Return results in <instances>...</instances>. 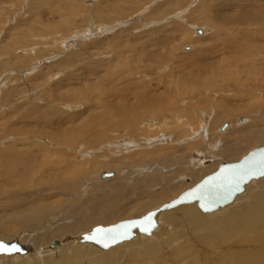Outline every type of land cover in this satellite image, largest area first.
I'll return each instance as SVG.
<instances>
[{
    "label": "rangeland",
    "instance_id": "obj_1",
    "mask_svg": "<svg viewBox=\"0 0 264 264\" xmlns=\"http://www.w3.org/2000/svg\"><path fill=\"white\" fill-rule=\"evenodd\" d=\"M200 29L201 35L197 33ZM187 47L190 49L186 50ZM249 106L258 109L246 113ZM261 113H264V0H0V229L13 227L5 220L9 214L41 215L38 229L17 228L10 239L0 241H18L25 233H31L27 237H36L71 222L54 219L52 225L47 223L64 208L70 207L72 212L93 208L98 201L86 196L88 190L83 196L84 180H90L91 187L96 188L126 176L124 171L117 174L111 169L99 170L110 159L129 151L133 154L163 148L152 147L162 142L168 143L169 151L177 150L178 154L194 140L225 143L227 135L219 133L222 125L228 123L238 128L243 124L238 118L250 122ZM201 135L202 139H198ZM232 138L233 134L229 139ZM128 139L133 147L117 153L114 143ZM142 140L150 142L144 144ZM261 146L264 144H254L243 150L238 159L226 161H239ZM160 153L159 157H165V151ZM218 156L211 158L213 161L209 160L206 167L217 162L220 166L225 157ZM90 157L98 163L88 177L72 176L74 169L69 163ZM133 168L128 171L133 172ZM150 170L133 173L130 180ZM100 171H113L117 175L102 183L96 177ZM188 179L178 183L181 185L177 188L178 195L189 189L192 179ZM258 184L251 190L260 187ZM126 185L132 182L126 181ZM112 199L108 202L115 201L123 211L122 214L118 211L108 225L142 216L139 207L147 205L145 199H129L132 202L129 206L125 205L128 201ZM237 200L240 203L243 197ZM237 200L225 208L235 210ZM134 206L139 210L137 214ZM225 208L221 213L229 212ZM218 211L212 214L218 215ZM98 225L101 224L94 227ZM173 229L161 222L157 232L171 233ZM141 238H137L140 244L149 237ZM137 239L135 245L125 244L105 252L81 244L91 246L94 252V256H85L82 263L109 255L114 262L120 261L114 264H139L128 258L139 245ZM57 241L63 243L53 249L56 250L53 255L39 250L24 256H0V264L30 261L29 264H76V260L70 259L73 247L69 248L64 238ZM147 242L143 243L153 245ZM50 245L45 250L49 251ZM250 245L236 244V248L232 245L222 249L217 245L219 248L210 249H215L217 255L230 249L260 254L264 251V241ZM169 247H164L163 262L154 256L145 264H215L218 260L217 264H224L221 256L213 255L214 261L213 257H203L204 251L198 245L192 247L193 255L186 254L183 259L176 258L174 245ZM119 250L126 255L124 261L116 258L122 254ZM38 256L48 262L37 259ZM135 257L141 260L140 256Z\"/></svg>",
    "mask_w": 264,
    "mask_h": 264
},
{
    "label": "bare ground",
    "instance_id": "obj_2",
    "mask_svg": "<svg viewBox=\"0 0 264 264\" xmlns=\"http://www.w3.org/2000/svg\"><path fill=\"white\" fill-rule=\"evenodd\" d=\"M191 90H192V88H191ZM170 105L172 106V104H170ZM256 108L257 107L249 106L246 108L245 112L249 113L252 110H255ZM237 120L239 121L240 124L243 122L244 125L241 124L242 126L239 125L240 127L234 128L233 125L228 124V127L225 130H222V127L220 128L219 133L221 135L223 134L222 136L227 135V137H228V139H227V137H225L227 140L223 139L225 141V143L224 142H222V143L216 142L215 143V142L206 141V140H204V141L203 140H197V141L194 140V142H191V144H189L188 148H186L185 150H181V153L178 154V153H176L177 150L175 151V153L173 151H169L170 148H168V146H166L168 143H164V142L160 143L159 142L160 144H158V145L153 144L152 147L156 148L155 146H157V147L163 146V148L160 147L156 150L154 149V150L150 151L152 149L151 148L147 152L146 151L145 152H143V151L142 152H136L135 151L136 153H133V154L131 151H129V152H131V154L129 152H127V154H124V156L121 155L118 158H114L112 160L110 159L111 161L109 160V162H107L102 167H100L99 170L111 169V170H115L116 171L115 173H117V174L124 171L125 173L123 172V174H126V176L118 177V178L116 177L115 180H112V182L109 181L108 184H107V182H105L106 184L104 186L96 187V185H95L96 188H94V186L91 187L92 185L90 183V180H88V181L84 180L83 185H82V188L85 187L82 190L83 196L85 195V191L88 190L90 193L88 192L86 194V196L91 201H94V202L98 201L96 204H94L93 208H91V207L85 208L84 210L77 209L76 211H73V212L70 211V207L64 208L63 210L59 211L58 216L49 219L47 223L52 225L51 221H53L54 219H61V220L62 219H67V220L69 219V220H71V222H69L63 226H56L53 229H48L43 234L37 235L36 237H32V236L27 237V235H31V233L27 234V235H25L26 233L21 234L16 239V240H18L16 242H18L23 247L26 246L25 248L28 249V253H26V255L29 254L30 251H33V253H35V251L42 250V252H44L45 254H48V256H50L49 253L51 252V254H52V251H56L53 249H57L63 243V241L59 242L57 240H61L64 238L65 242H67V244H69V246H70V247L69 246L68 247L69 248L73 247V250L70 251V252H72L71 253L72 255L70 257L71 261L76 260L77 261L76 264H85V263H82L84 260V257L85 256L91 257L94 254L92 249L94 248L95 245L91 244V243L82 242L81 241L82 235L90 232L94 228V224L95 225L101 224L103 226H107L108 223L111 221L110 219H112V217H115V214L118 211L119 212L121 211L120 210L121 205L119 206L118 203L116 204L115 201L108 202V200H113L112 198H118L119 200L124 201V202L128 201V203L125 205L129 206L130 205L129 203H132V202H129V199L130 200L133 198H135L136 200L137 199H141V200L145 199V200H147L146 201L147 205H146L145 201H141V202H143V204H145L146 206L142 205L143 207L140 209L141 203L138 204L139 202L137 201V204L140 206L139 207L140 211L138 209H136V206H134L136 209V212L134 210H132V214H134L133 211L137 214V210L139 212H141V214L142 213L144 214L145 211H147V212L151 211V208H152V210L157 209L160 206H162L163 204L169 203L170 201L179 197L183 192L178 195L177 194V188L179 186H181L178 183H181L182 180H187L188 177H190L192 179L191 183H189L190 186L189 187L186 186L187 188L190 189V188L194 187L196 184H198L199 181L204 176H206V175L208 176L209 174L215 172L218 169V167H219L218 163H220V162L214 163L212 166H210V168H208L206 166L209 163V160H210V162H212L213 161L212 159H217V158H215L216 154L219 156L225 157V161H223V163H224V162H227L226 159L227 160L230 159L229 161H231V159H235V160H236V158L238 159L239 155L242 153L243 150L247 149L248 147H250L254 144H258V143L264 144V113H261L256 118L253 117L252 120H250V122H248V119L244 118V117H242L240 120L238 118ZM238 121H236V122H238ZM169 127H170V125H167V128H168L167 130L170 129ZM229 129H231V130H229ZM213 133H215V132H213ZM232 134H233V138L229 139L230 135H232ZM198 139H202V135ZM120 141H122V140H120ZM142 141H143L142 143H144V144H147L146 142H150V141H144V140H142ZM157 141H160V140H157ZM161 141H163V139ZM70 146H72V145H70ZM114 147L118 150L117 153H121L120 151L130 149L133 146H132V142L129 141V139H128V140H124L123 142H120V143L119 142L114 143ZM172 147H174V146H172ZM164 151H165V153H164L165 157H162L163 156L162 155V156H160L162 158L159 159L160 158L159 155H161L160 152H164ZM184 151H185V153H184ZM128 153H129V155H128ZM240 156H242V155H240ZM85 157L87 158V156H85ZM94 157H95V159L97 158L96 156H94ZM209 157H210V159H209ZM206 158H208V159H206ZM89 159L91 161H89ZM89 159L88 160L85 159V161H82L83 163L82 162H78V163L76 162V164L73 162H72V164L69 163L70 165L73 166V169H74L72 171V176H75V177L80 176V175H86L87 176L88 174H90L95 169L94 165H96L98 162L95 163L96 161L91 159V157ZM100 163L101 162H99V164ZM197 166H199V167L205 166L207 169L204 170V169H202V167L198 168ZM131 167H135V168H133V172L128 171V169H130ZM145 168H150L151 169L150 173L148 171L144 172L143 174H141V176L139 178H136L134 180L133 179L130 180L131 179L130 177L133 173H136L138 175V174H140L141 170H143ZM102 173H104V172L100 171V173H98L96 176L99 179V182H102V183H103V181L114 179L115 176L117 175V174L115 175V173L113 171H105V173H114V176L112 178H109V179H102L101 178ZM184 174L187 176H185ZM133 178H134V176H133ZM263 178H264V176L260 179L254 180L251 183H249L246 186L245 191L235 198L234 201H236L238 199V197L241 199L243 197V200L240 203H239L240 200H237L238 202H236V203H238V204H235L234 207H236V208H234L235 210H233V211H229L230 209L228 210L225 207L230 206V204H232L234 201L232 203L226 205L225 207H222V208L227 209L229 212L226 211V212L221 213V211H223V210H221L222 208H220L218 210H220L221 214H219V211L217 210L218 215L212 214L214 212L202 213V211L199 209V207L196 203L183 205V206H180V207L172 210L173 212L172 211H166V212L160 213L158 215V218H157L158 223H159V227H158V229H156V231H154V233L151 236H142V235L138 234V236L135 239L131 240V241L135 240L134 242L131 243V241H128V242L122 243L120 245H117L113 248H116V249L121 248L122 247L121 245H125V244H128L130 246H132L133 244L135 245L136 239L141 236L142 240L144 237H149V238H146L144 241H146V242L150 241L153 245H146L145 243H143L144 241L140 244V240L138 243V239H137V243L139 244L137 246V249L134 248V250H135L134 254L128 256V258H130V257L132 258L131 259L132 263L136 262V263L140 264V262H142L145 264L147 262H150V260H152L154 256H156L157 261L163 262V259H164L163 251L164 250L166 251V249L164 247H166V246L169 247L171 245H174L175 246L174 248H176V249H174V251L176 252V255H175L176 258H177V256H179V258L183 259V257L186 254L190 255V256L193 255V251H192L193 248L192 247L195 245H198L199 248L201 247L204 251V252H202L203 257H207V256L210 258L213 257L212 261H214L215 257L218 258L221 256L223 259H220V260H223L222 263H224V264H264V251L262 252V254H260L259 252H254V251H253V253L249 252V251L245 252L246 250L242 251V252H232L231 251L232 249H230V250H227V252H225L223 254L219 252L220 255L219 254L217 255V252L215 249H214L215 251L213 249H210L212 247H218L217 245H219L221 247L220 249H222V247H231L232 245H234L233 247L236 248V244H244V245L249 244L250 245V244H254L256 242L264 241V180H261ZM91 179H94V177H92ZM188 180L190 181V179H188ZM260 180L263 182H261ZM126 181H131L132 185L127 186ZM256 183H259L261 185H260V187L258 186V188L256 186V189L254 188V191H252L251 189H253L252 187ZM250 184H252V185H250ZM112 185H113V187L111 189L102 188V187H106V186L111 187ZM246 190L248 191L247 194L245 193ZM244 193H245V195L242 196ZM81 196H82V192H81ZM240 196H242V197H240ZM129 197H131V198H129ZM41 198H44V197H41ZM41 200H43V199H41ZM134 207L132 209H134ZM197 208L202 214H200L198 212ZM124 209L129 211L127 207H125ZM29 210H30V208H29ZM122 211H121V214H122ZM171 212H172V214H171ZM168 213H170L171 215H169ZM173 213L176 215V217ZM136 214H134V215H136ZM203 214H212V215L204 216ZM40 216L41 215L39 213H34V212H32V213L30 212L28 214H23L22 217L18 214H11V215L9 214L5 220L8 221L9 223L13 224V227L11 229H8V230H4L6 228H1L0 229V239H6V240L10 239L12 237V235L14 234V232L17 231V228H20L21 230H23V229L24 230H31V229L36 230V229H38V227L40 226V220H39ZM131 216H133V215H131ZM140 217H141V215H140ZM119 218L121 219V217H119ZM135 218H136V216H135ZM137 218H139V217H137ZM114 222H115V219H114ZM161 222L164 225H169V224L172 225L174 228L173 232L167 233V232H165V230H160L159 232H157L161 227ZM105 223H106V225H104ZM90 227H93V228L90 231L88 230V232L85 231ZM81 231H84L86 233H84V232L82 233ZM167 235H169V236H167ZM166 237H169V240H166L167 239ZM190 241H192V242H190ZM68 242H70V243H68ZM55 243H58V245H54ZM74 243H76L75 246H73ZM177 243H178V245H179V243L181 244V245H179V249H177L178 247H176ZM49 244H51L50 245L51 249L49 251H47V250H45V248L47 249V246H49ZM81 244H90V245H92V249H90L91 246L90 247L85 246V245L82 246ZM193 244H195V245H193ZM250 246H248V247H250ZM88 247H89V249H88ZM147 247H148V249H147ZM96 248H98V247L95 246L94 249H96ZM113 248H111L112 251H113ZM255 248H256V246H255ZM111 249H109V250L111 251ZM220 249H219V251H220ZM99 250L104 251V252L109 251V250H101V249H99ZM130 250H132V249H130ZM235 250L237 251V249H235ZM167 251H168V249H167ZM118 252H121V251L119 250ZM132 252H133V250H132ZM195 252H196V250H195ZM67 253L69 254V252H67ZM96 253H98V252H96ZM111 253H113V252H111ZM202 254L201 255L199 254L198 256L201 258ZM15 255L20 256L21 254H15ZM114 255L117 256V254H114ZM172 255H174V254H172ZM1 256H6V255H1ZM10 256H14V255H10ZM123 256L124 255L122 253V254L118 255V257H116V258L118 260H120V259L123 260ZM135 256H140L141 260H138V258H136ZM175 256H170V257L175 258ZM7 257H9V256H7ZM124 257H126V255ZM40 258H41V260L42 259L46 260V258H44V257H41V256L37 257V259H39V260H40ZM128 258H126V259H128ZM4 259H5V257H4ZM9 259H8V261H10ZM86 259L87 258H85V260ZM113 259L114 258H110L108 255V256H104L103 258L101 257L100 260L95 259L94 262L93 261L89 262V264H114V263L118 262V261L114 262ZM185 259H186V257H185ZM206 259H208V258H206ZM192 260H190V261H192ZM15 261H17V260H15ZM28 261L29 260H27V262ZM88 261H89V259H88ZM127 261H129V260H127ZM133 261H135V262H133ZM182 261H180V262H182ZM209 261H211V259ZM218 261H217V263H218ZM0 262H1V260H0ZM11 262L13 263L14 261L11 260ZM17 262H19V261H17ZM37 262H39V261H37ZM46 262H48V259L46 260ZM19 263L21 264V262H19ZM118 263H120V261ZM157 263H159V262H157ZM213 263L217 264L216 262H213ZM5 264H8V263H5ZM57 264H63V263L58 262ZM121 264H123V263L121 262ZM187 264H190V263H187Z\"/></svg>",
    "mask_w": 264,
    "mask_h": 264
},
{
    "label": "water",
    "instance_id": "obj_3",
    "mask_svg": "<svg viewBox=\"0 0 264 264\" xmlns=\"http://www.w3.org/2000/svg\"><path fill=\"white\" fill-rule=\"evenodd\" d=\"M202 34V30H198ZM190 49L187 47L186 50ZM228 127V123L222 126V130ZM262 164H264V146L257 147L236 162H224L212 174L206 176L194 187L184 191L179 197L165 203L157 209H153L139 218L128 219L115 224L103 226L98 225L90 232L83 234L81 241L94 244L101 250H109L117 245L135 239L138 234L142 236H151L159 227L158 215L162 212L172 211L180 206L196 203L202 213H212L218 209L232 203L235 198L245 191L246 186L254 180L262 178ZM114 173H102V179H109ZM135 223L138 226L131 229L124 228L128 224ZM114 230L118 236L116 240L105 239L98 230L107 232ZM143 229H148L144 231ZM127 233V235H124ZM3 242L9 248H17L19 251L0 252L1 255H24L28 249L14 241L11 243ZM54 245H58L55 243ZM107 245V246H105Z\"/></svg>",
    "mask_w": 264,
    "mask_h": 264
},
{
    "label": "snow or ice",
    "instance_id": "obj_4",
    "mask_svg": "<svg viewBox=\"0 0 264 264\" xmlns=\"http://www.w3.org/2000/svg\"><path fill=\"white\" fill-rule=\"evenodd\" d=\"M261 175H264V164H262V170ZM138 225L135 223L128 224L126 226H122L127 229H131L133 227H137ZM144 231H148V229H143ZM98 233L101 234L105 239L109 240H116L118 239V236L115 234L114 230H108L107 232H103L102 230H98ZM124 235H127V233H124ZM107 246V245H105ZM9 251H19V249L13 247L9 248L3 244V242H0V252H9Z\"/></svg>",
    "mask_w": 264,
    "mask_h": 264
}]
</instances>
